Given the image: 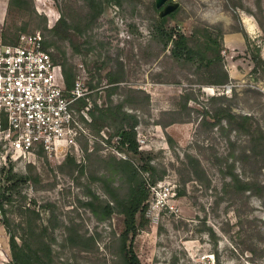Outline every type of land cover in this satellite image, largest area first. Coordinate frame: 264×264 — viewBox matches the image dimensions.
<instances>
[{
	"label": "rangeland",
	"instance_id": "rangeland-1",
	"mask_svg": "<svg viewBox=\"0 0 264 264\" xmlns=\"http://www.w3.org/2000/svg\"><path fill=\"white\" fill-rule=\"evenodd\" d=\"M154 1L124 0L122 5L111 4L89 33L105 46L104 52L108 50L113 57L119 55L126 65L120 88L143 89L151 96L150 105L144 110H130L140 118L136 127L139 148L152 152L156 156L154 161L160 170H165V174L163 179L151 185L152 195L146 211L149 227L136 237L137 252L145 264H264V188L243 201H236V205L223 191L222 168H225L226 158L236 160L237 171L243 176H257L264 186V168L255 167L253 170V162L234 157H241V150L249 144V136L236 130L221 131L218 127L207 131L200 128L203 110L211 106L210 98L225 95L231 98L235 112L254 116L264 130V71L254 72L244 36L246 33L261 49L264 58V0H168L164 5L179 6V12L168 19V25L188 35L199 25H219L224 29L222 56L230 81L220 86H200L197 83L202 78L200 75L194 74L188 66L178 65L169 56V49L161 51L151 27L159 16L153 6ZM33 3L37 12L47 17L49 26H53L61 15L77 22L86 11L83 0H33ZM29 19V13L20 14L17 8L9 6V0H0V26L10 32H20L19 37L37 31H41L44 37L45 34L49 36L33 23L26 31H20L23 22ZM61 44L75 65V82L80 79L89 90L90 109L96 103L101 105L105 92L100 89L106 84V79L103 78L101 86L97 87L98 77L93 72L96 51L85 55L75 52L67 41ZM51 50L57 55L55 47ZM57 60L62 64L60 59ZM231 83L235 85L229 91ZM91 84L96 87H91ZM188 91H192L197 99H190V109L186 110L181 101L182 95ZM113 98L121 100L123 97L116 94ZM85 100L86 105L89 104ZM86 105L81 107L80 100L77 107L81 110ZM179 118L187 121H173ZM164 123L169 125L164 126ZM103 131L108 137H104ZM109 138L107 128L102 129L99 135L93 134L92 139L80 138L81 152L78 154L68 150L51 157L37 149L17 160L10 155L6 158L0 156V171L12 162L16 171L32 174L24 193L27 204L40 210L43 223L51 217L65 224L73 220L83 232L95 237L90 251H83L63 246L64 233L62 228H58L55 234L59 243L54 244V248L60 255L57 258L59 264H123L118 242L123 230L122 215L115 213L100 220L89 208L80 206L79 201L90 199L86 185L91 172L101 175L98 156L108 158L113 154L117 159L125 158L116 146V138L111 142ZM139 139L145 142L140 143ZM96 149L98 152L95 153ZM186 153L201 159L211 180L209 186L192 179L188 167L182 164ZM68 155L84 165V174L60 169ZM114 179V185L118 186L120 179ZM90 186L100 196L109 197L99 181ZM13 203L12 215L20 218L22 196L16 194ZM249 247H256L258 255L248 250ZM10 260L9 236L0 220V264H10Z\"/></svg>",
	"mask_w": 264,
	"mask_h": 264
},
{
	"label": "trees",
	"instance_id": "trees-1",
	"mask_svg": "<svg viewBox=\"0 0 264 264\" xmlns=\"http://www.w3.org/2000/svg\"><path fill=\"white\" fill-rule=\"evenodd\" d=\"M83 1L86 11L79 16L77 22L70 21L65 15H61L53 26L48 25L46 16L37 12L33 0H9V6L17 8L20 14H30L31 20L24 21V25L19 28L20 31H26L27 27L33 23L36 27H41L49 33L48 37L45 34L44 48L52 54L55 61L61 60L67 94L73 88L76 71L75 65L71 62L61 43L67 41L75 52L85 55L96 51L93 72L98 77L97 87L101 86L103 78L106 79V84L100 89L105 92V98L101 105L96 103L89 110L92 121L88 123V126L95 135H99L102 129L107 128L110 135L108 141L111 142L112 138H116V146L119 151L125 154V158L117 159L113 154H110L108 158L97 157L98 172L101 175H97L96 171L91 172L88 179L89 184L86 185L89 190L86 193L90 195V199L79 200L80 206L89 208L100 220L109 218L115 213L121 214L123 230L119 235L118 242L123 264H145L137 252L135 240L141 230L149 227L146 211L152 195L151 185H155L163 179L165 170L159 169L158 164L154 161L156 156L152 152L139 148L136 127L140 118L136 112L130 109L144 110L150 105L151 96L143 89L127 86L120 88L119 82L124 78L126 65L119 55L113 57L108 50L104 52L102 49L105 46L95 41L94 36L89 34L108 6L111 4L122 5L124 0ZM153 6L159 12V16L152 22L151 27L161 51L169 49V56L178 65L188 66L194 74L200 75L202 78L197 80L200 86L227 84L230 81V73L225 67L222 56L224 29L219 25H199L188 35L177 27L168 25V19L177 15L179 6L170 13H163L165 6L159 7L157 0L154 1ZM3 34L6 41L17 43L20 32H10L8 28H3ZM244 36L250 58L254 63V72L259 69L264 71V58L261 55V49L251 42L246 33ZM101 46L103 47L100 48ZM52 47L57 49V55L52 52ZM112 62L115 63L112 64ZM90 86L96 87L93 84ZM116 94H120L123 98L115 100L113 96ZM190 99H197L192 91L182 95L181 105L186 110L189 108ZM86 103V100L82 99L81 107ZM210 105L203 110L204 115L200 121V128L204 127L207 131L218 127L221 131L236 130L247 134L249 144L241 150V157L235 155L234 157L237 160L253 162V170L255 167L264 168V130L255 117L235 112L231 98L225 97V95H213L210 98ZM173 121L187 120L179 118V120ZM168 125L164 123V126ZM225 161V168H222V172H224L223 191L231 202L236 205V201H243L263 190L264 186L258 181L257 176L246 175L245 177L237 171L236 160L229 161L226 158ZM182 164L184 167H188L192 179L210 185L211 180L198 156L186 153V159L182 161ZM59 167L62 171L67 172L68 170L72 174L75 170L81 174L85 172L84 165L77 163L76 158L72 155H68ZM253 170L251 171L253 172ZM37 176L40 178L38 174ZM114 177H118L121 181L118 186L114 185ZM31 179L32 174L16 171L12 162L2 167L0 171V220L9 236L10 264H59L57 258L60 255L54 248V244L59 243L55 234L58 228H62L64 233L63 246L90 251L95 237L83 232L78 223L72 220L70 224H65L64 221L56 218L55 220L52 217L43 223L40 210L27 204V195L24 190L30 184ZM96 181L105 186V190L109 194L108 198L100 196L91 189L90 184ZM180 193L182 194L183 191L181 190ZM16 194L23 198V203L19 206L20 218H16L11 212ZM35 203L36 201H34ZM42 207L45 208V206ZM236 212L240 217L238 208ZM210 230L214 234L211 228ZM247 249L258 255L256 247ZM218 262L220 263V261Z\"/></svg>",
	"mask_w": 264,
	"mask_h": 264
},
{
	"label": "built area",
	"instance_id": "built-area-1",
	"mask_svg": "<svg viewBox=\"0 0 264 264\" xmlns=\"http://www.w3.org/2000/svg\"><path fill=\"white\" fill-rule=\"evenodd\" d=\"M41 31L24 33L17 43L6 41L0 26V156L25 158L37 149L49 156L74 150L79 140L93 138L88 126V88L77 79L69 94L62 64L44 48ZM83 67V64H80ZM235 84H229L231 91ZM215 91V88H212ZM87 99L81 110L80 100ZM104 137L106 136L103 131ZM140 143L145 142L139 139ZM156 189V187H153Z\"/></svg>",
	"mask_w": 264,
	"mask_h": 264
},
{
	"label": "water",
	"instance_id": "water-1",
	"mask_svg": "<svg viewBox=\"0 0 264 264\" xmlns=\"http://www.w3.org/2000/svg\"><path fill=\"white\" fill-rule=\"evenodd\" d=\"M167 1H168V0H157V5H158L159 7L164 6V5L167 3ZM176 8H177L176 5L168 4V5L165 7L163 13H170V12L174 11Z\"/></svg>",
	"mask_w": 264,
	"mask_h": 264
},
{
	"label": "crops",
	"instance_id": "crops-1",
	"mask_svg": "<svg viewBox=\"0 0 264 264\" xmlns=\"http://www.w3.org/2000/svg\"><path fill=\"white\" fill-rule=\"evenodd\" d=\"M239 74L238 75H240L241 73L240 72H238ZM238 77V76H237Z\"/></svg>",
	"mask_w": 264,
	"mask_h": 264
}]
</instances>
